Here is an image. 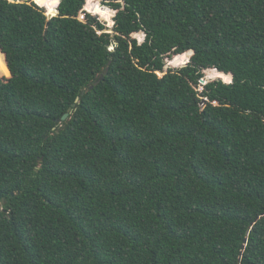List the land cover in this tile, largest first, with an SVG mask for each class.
Instances as JSON below:
<instances>
[{"label":"trees","instance_id":"obj_1","mask_svg":"<svg viewBox=\"0 0 264 264\" xmlns=\"http://www.w3.org/2000/svg\"><path fill=\"white\" fill-rule=\"evenodd\" d=\"M56 8L0 0V264H264V0Z\"/></svg>","mask_w":264,"mask_h":264},{"label":"water","instance_id":"obj_2","mask_svg":"<svg viewBox=\"0 0 264 264\" xmlns=\"http://www.w3.org/2000/svg\"><path fill=\"white\" fill-rule=\"evenodd\" d=\"M11 1H13V2H22L24 0H20V1L19 0L18 1L17 0H11ZM49 1H51L52 4L54 5V11L53 12H49V11L47 12L48 17L51 18L53 16H56L58 14V12H59L58 9L56 8V4L59 2V0H49ZM39 4L45 6L43 2H41ZM104 21H106L108 23V26L110 28H112L114 26V21L112 20V18H111V21H112L111 25H109V21L107 19L104 18ZM110 30L111 31H108V32H113L112 29H110ZM112 46H113V49H114V47L116 46V43H114ZM100 78L102 79L103 76H101ZM202 82L204 83V80H202ZM204 102H206V99H204ZM70 112H71V109H69L68 112L63 115L62 120H66L69 117ZM246 241H247V238L244 239V242H246ZM242 247H244V245Z\"/></svg>","mask_w":264,"mask_h":264},{"label":"rangeland","instance_id":"obj_3","mask_svg":"<svg viewBox=\"0 0 264 264\" xmlns=\"http://www.w3.org/2000/svg\"><path fill=\"white\" fill-rule=\"evenodd\" d=\"M24 1H27V0H24ZM28 1H32V0H28ZM48 10V9H47ZM82 17H83V14H81V16H80V18L82 19ZM108 25V24H107ZM108 31H111L110 29L108 30ZM159 73V75H162L163 73H160V72H158ZM1 76L2 77H5V78H8V77H10V72H9V74H1ZM202 88H199V90H201Z\"/></svg>","mask_w":264,"mask_h":264}]
</instances>
